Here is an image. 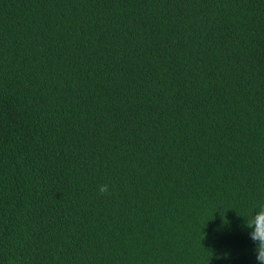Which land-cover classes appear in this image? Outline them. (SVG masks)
<instances>
[{
  "label": "trees",
  "instance_id": "trees-1",
  "mask_svg": "<svg viewBox=\"0 0 264 264\" xmlns=\"http://www.w3.org/2000/svg\"><path fill=\"white\" fill-rule=\"evenodd\" d=\"M261 205L264 0H0V264H256Z\"/></svg>",
  "mask_w": 264,
  "mask_h": 264
},
{
  "label": "clouds",
  "instance_id": "clouds-1",
  "mask_svg": "<svg viewBox=\"0 0 264 264\" xmlns=\"http://www.w3.org/2000/svg\"><path fill=\"white\" fill-rule=\"evenodd\" d=\"M98 191L107 193L109 187L107 184H101L98 186ZM244 229L247 230V235L254 244L256 264H264V205H261L259 210L244 222ZM221 255L222 258L227 259L230 253L226 251Z\"/></svg>",
  "mask_w": 264,
  "mask_h": 264
}]
</instances>
